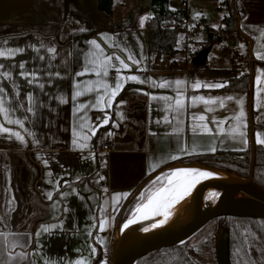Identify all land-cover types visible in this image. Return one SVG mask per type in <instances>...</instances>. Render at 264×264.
<instances>
[{
    "label": "crops",
    "instance_id": "obj_1",
    "mask_svg": "<svg viewBox=\"0 0 264 264\" xmlns=\"http://www.w3.org/2000/svg\"><path fill=\"white\" fill-rule=\"evenodd\" d=\"M189 1L191 0H188V4ZM197 1L200 5H188L189 18L199 13L202 19H205L207 9L201 6L204 0ZM211 1L219 4L220 11L226 10L218 27L210 25L212 24L210 19L206 20L207 27L220 31L225 28L224 18L230 15V11L224 0ZM237 2L241 18L240 28L252 38L254 44L252 101L254 141L255 145L264 148V144L256 142L255 135L259 132V138L264 140V59L260 58L264 56V35H261V30H264V0H237ZM125 8L124 3H120L118 7L117 1L114 0L113 16L108 17L99 9V0H0V40L6 38L9 41L8 46L27 44L39 46V40H43L45 44L53 42L58 49V55L52 61L54 71L59 70L65 75L62 66L67 61V77L82 81L95 79L93 74L79 78L72 77L73 73L83 70L84 55L91 46L86 45L81 55V62L75 65L74 35L80 32L71 30L84 27L87 29L85 32H90L88 40L97 39L107 54L115 53L131 65L129 69L122 70L123 75H138L146 81L143 84L137 81L125 82L110 109H88L85 130L97 125L98 118H102L104 111L109 112L110 120L108 124L97 127L86 149H77L71 144V129L77 118L73 115V102L70 99L72 91L70 78L57 80L53 77L55 83L46 86L45 89L46 93L53 96L61 92L68 93V103L61 104L41 94L47 106L40 110V116L34 127L31 124L27 125L30 130L35 131L40 141L38 145L31 143V137H27L29 142L24 145L6 138L0 139V204L3 203L5 187L11 188L15 199L11 220L8 228L4 230L31 234L30 244L29 237H24L20 241L28 244L27 264H34V261L35 264H42L41 256L31 255L37 248L35 234L41 225L52 223L60 227L51 229L49 233L41 230L39 237L40 251L43 259L48 260L49 264L53 261L59 264L61 259L66 262L74 261L81 256L90 260V264H101V262L112 264L111 258L104 257L103 253L112 249L114 230L128 201L151 176L164 168L186 162L189 158L217 152H244L251 149L249 90L226 89L233 77L240 76L243 71L251 72L249 43L244 39L246 43L244 45L243 39L233 31L227 33L223 40L214 43L211 48L212 51L215 49L216 54L214 53V58L211 60L207 58L206 66L195 67L188 59L183 61V65H179V59L173 58L174 53L166 56L167 60L163 59L153 67L147 28L151 17L150 0L148 7L138 8L132 15L123 14ZM145 14L146 19L141 26L137 18L141 15L144 17ZM195 25V28L199 29L200 22H196ZM101 33L109 34L107 42L100 35ZM113 35L119 47L108 46L112 42ZM221 43L225 44L220 46ZM234 47L243 52L241 56L245 60L240 63L233 61L231 50ZM196 50L188 52L195 56L200 49L197 47ZM41 54H45L44 50ZM129 54L134 59H139L141 63L133 64L127 59ZM34 55L35 53L28 49L17 59L29 60ZM173 60L179 62L175 67L169 65ZM34 63L43 67L46 61H34ZM117 67H119L118 62ZM114 72V69H110L109 76L114 75ZM257 75L261 77L262 83L256 82ZM147 78L157 83L167 80L171 86L153 87ZM16 79L22 85V93L31 90L30 86L24 83L23 78L16 77ZM176 80L185 82L179 90L183 92L186 107L191 105L193 95H202L206 99L231 96L233 99L231 101L225 99L224 108L219 106L218 101H213L209 105L201 102L195 107L187 108L181 126L183 130L174 133L172 129L177 126L173 119L174 114L165 109L163 100L153 101L151 96L174 97L177 91L174 83ZM196 80L202 85L220 83L223 86L221 88L202 86L199 89H192L190 85ZM109 82L113 83L111 80ZM35 91L39 92L38 89ZM85 99L81 97L77 103L84 102ZM241 99L245 114L243 122L246 125L241 130L245 132V136L241 138L236 135L233 138L230 128L235 125L234 117L241 107L237 101ZM120 101L125 103L121 104ZM208 107L213 108L214 112H207ZM193 113L205 115V123H209L213 115L216 119H223L224 124L221 127L224 131L221 132L214 124L209 123L212 132H201L197 128L193 133V124L199 123L193 121ZM165 114L168 115L169 122L163 121ZM158 120L160 123H157ZM109 132L112 135H108ZM244 140L247 143H244ZM103 144H113L115 149L102 150ZM181 148L185 151H180ZM212 148L216 149L215 152L211 151ZM92 153L95 154L94 158ZM38 154L41 159L37 158ZM172 155L178 158L172 160L170 158ZM43 158L48 159L47 165L43 163ZM153 164L158 166L152 168ZM98 175L104 176L105 179L98 181ZM6 177H10V180L6 181ZM64 181L68 183L65 184ZM105 188L107 192L104 191ZM48 192L53 193L51 200L47 199ZM61 192L68 195L62 197ZM117 192H128L129 195L114 203L112 196ZM106 200L108 203H105ZM53 204H56L55 209ZM101 209L108 215L103 231H100L98 226ZM89 232L92 233L91 236ZM101 240L104 242L101 243ZM92 247L96 248L94 254L91 252Z\"/></svg>",
    "mask_w": 264,
    "mask_h": 264
},
{
    "label": "snow or ice",
    "instance_id": "obj_2",
    "mask_svg": "<svg viewBox=\"0 0 264 264\" xmlns=\"http://www.w3.org/2000/svg\"><path fill=\"white\" fill-rule=\"evenodd\" d=\"M197 15H199V13H197ZM145 19L146 17L140 18L141 26H143ZM213 27L216 26L213 25ZM71 31L84 33L87 29L79 27L78 29H72ZM100 35L104 37L107 42L109 34L101 33ZM114 35L112 42L108 45L109 47L120 46L116 43ZM261 35H264V30H261ZM86 43L91 47L84 55L83 70L73 73L72 77L79 78L86 74H93L96 78L82 81L67 77V61L62 66L65 75H62V72L59 70H53L52 61L58 55V49L54 46L53 42L45 44L43 40H39V46H37V44H27L25 46L13 47L8 46L9 41L6 38L0 40V139L6 138L9 141H16L21 145H24L29 142L27 137H31V143L38 145L40 141L37 139L35 131L30 130L27 125L31 124L34 127L36 120L40 116V110L47 106L46 101L42 99L41 94L47 96L49 100L58 101L61 104L68 103V93L61 92V94L53 96L46 93L45 89L46 86L55 83L53 77L57 80L70 78V86L72 89L70 99L73 102V115L77 118L76 121L73 122L71 129V144L75 148L81 150L89 147L88 141L91 139V136L95 135L99 125L109 123L110 114L108 111H104L102 118H98L97 125L91 126L85 130L88 120V109H110L113 106L115 97L124 87L125 82L137 81L143 84L146 81L142 80L138 75H123L122 70L129 69L131 65L115 53H112L111 55L107 54L105 48L102 47L97 39H89ZM28 49H31L35 55L30 57L29 60L17 59L20 54H24ZM42 50H44L45 54H41ZM260 58L264 59V56H260ZM127 59L136 65L141 63L139 59H134L131 54L128 55ZM34 61H46V63L42 67L39 64H35ZM117 62L119 67H117ZM110 69L115 70L114 75L112 76H109ZM16 77L23 78L24 83L30 86L31 90H26L22 93V85ZM255 79L258 84L262 83L259 75H257ZM110 80L113 81V83H110ZM147 81L150 82L153 87L165 88L171 86V83L167 80L157 83L155 80L147 78ZM174 83L177 87L174 97L167 95L160 97H157L156 95L151 96L153 101L158 99L163 100L165 102V109L174 114L173 119L176 121L177 125L172 129L174 133L183 130L181 126L184 123L183 117L187 108L195 107L201 102L204 105H209L213 101H218L219 106L224 108V100L227 99L231 101L233 99L231 96L226 98L210 97L206 99L202 95H193L191 97V105L186 107L183 92L179 90L185 82L176 80ZM5 85H9L10 87H6ZM190 86L192 89H199L202 86L204 88H221L223 85L220 83H205L202 85L199 80H196ZM36 89H38L39 92L35 91ZM81 97H85V101L77 103L78 99ZM119 103L123 104L125 102L120 101ZM237 103L240 104L241 107L234 117L235 125L230 128V133L233 138H235L236 135H239L242 138L245 136V132L241 129L246 126L243 122V117L245 115L242 106L243 100L241 99L237 101ZM206 111L212 113L214 112V109L208 107L206 108ZM192 119L193 121L199 122L193 124V133L197 131V128H199L201 132H212L213 129L209 127V123L214 124L221 132L224 131L221 127L224 124V120L216 119L214 115L209 119V123L204 122L206 120L205 115H197L193 113ZM163 121L169 122L167 114L163 116ZM157 123H160V121L158 120ZM116 126L118 127L119 125ZM108 135H112V133L109 132ZM255 135L257 137L256 142L264 144V140L259 138L260 133L256 132ZM244 143H247V141L244 140ZM215 150V148L211 149L213 152H215ZM180 151L183 152L185 149L181 148ZM91 155L94 158L95 154L92 153ZM37 158L41 159L39 154L37 155ZM170 158L175 160L178 157L172 155ZM43 163L47 165L49 163L48 159L43 158ZM157 166V164H153L151 167L155 168ZM215 175V172L199 167H173L169 170L167 175L164 176L163 181H161L160 177H157V182L154 187L146 189L139 194L140 202L136 203L131 216L123 223V228L127 229L130 225L137 223L138 220L147 221L154 217H157L158 219H156L154 223L144 227V232H148L150 229H155L160 225L167 223V220L171 215V207L184 197L189 196L201 180ZM104 179V176L98 175V181ZM7 180H10V177H6V181ZM64 183L67 184L68 181H64ZM3 191V203L0 204V213H2L0 214V264H27V257L29 255L28 244L20 243V241L24 237H29L30 244L31 234L27 232L20 233L4 230L8 228V224L11 220L15 199L12 196L10 187H5ZM73 191H75V189H73ZM104 191L107 192V189L105 188ZM60 195L64 197L67 196L68 193L61 192ZM128 195V192L114 193L112 201L118 203L119 199L126 198ZM52 196V192L47 193V199L51 200ZM217 196H219V193L211 192L209 194V199H213ZM105 203H108V201L106 200ZM53 208H56V204H53ZM65 211H67V209H65ZM107 219L108 215H106L104 210L101 209V218L98 225L100 231L105 229ZM58 227H60V225L56 223L41 225L40 229H38L35 234L37 237V248L32 251L31 255L33 257L38 255L41 256L42 264H49V261L43 259V254L40 251L39 237L41 235V230L44 233H49L51 229ZM93 227H95V225H93ZM89 235L91 236L92 233L89 232ZM103 242L104 241L101 240V243ZM181 243H183V241ZM91 252L94 254L96 248L92 247ZM52 264H56V262L53 261ZM59 264H90V260L81 256V258L74 261L66 262L64 259H61ZM101 264H105V262H101Z\"/></svg>",
    "mask_w": 264,
    "mask_h": 264
},
{
    "label": "trees",
    "instance_id": "obj_3",
    "mask_svg": "<svg viewBox=\"0 0 264 264\" xmlns=\"http://www.w3.org/2000/svg\"><path fill=\"white\" fill-rule=\"evenodd\" d=\"M224 1L230 11V15L224 18L226 23L225 28L220 31L208 28L206 43L201 47L200 51L206 47H212L214 43L223 40L227 33L236 31V13L239 14L238 2L234 0L235 9H233L231 0ZM99 9L106 16L112 17L114 13V0H99ZM150 13L151 17L147 24L149 31V53L151 55V63L153 67H156L162 57L176 52L178 32L185 19L183 15L187 16L188 10L187 8H182L175 0H150ZM89 36L90 32L76 33L74 35L75 65L81 62V55L86 48V41ZM171 63L173 65V63L177 62L173 61ZM247 63L249 64V61ZM249 80L250 71H243L240 76L232 78L231 83L226 89L248 91ZM186 162L202 163L233 171L247 177L251 169V149L249 148L244 152H217L216 154L189 158ZM253 180L264 187V148L259 145H256ZM126 212L128 211L126 210ZM126 212L124 219L127 218ZM218 221L221 227L229 230V256L231 264H246L243 261L244 259L238 260L235 256L238 247L248 256L251 264H256L250 254L249 248L254 245V239L256 238L264 242V219L220 217ZM187 245L188 242L150 253L139 260L137 264H197L189 254ZM240 257L242 256L240 255Z\"/></svg>",
    "mask_w": 264,
    "mask_h": 264
},
{
    "label": "water",
    "instance_id": "obj_4",
    "mask_svg": "<svg viewBox=\"0 0 264 264\" xmlns=\"http://www.w3.org/2000/svg\"><path fill=\"white\" fill-rule=\"evenodd\" d=\"M232 1L233 9H235L234 0ZM236 32L249 43V55L251 59V72L249 80V112H250V146H251V169L247 177L241 176L233 171L213 167L210 165L202 163H189L182 162L169 166L157 172L151 176L140 188L135 192V194L130 198L127 205L125 206L115 229L118 230L119 226L126 220L124 219V214L128 209L129 205L132 204L134 199L141 193L145 186L157 176L168 173L173 167L179 166H193L199 167L205 170L213 171L217 175H232L234 177L240 178L248 182L247 185H237L230 188L223 194L225 196L231 191H241L244 196H239L233 199L226 200L217 206H213L210 209H205L202 207L196 208L194 210L186 211H172L167 223L160 225L155 229H150L148 232H144L143 228L147 227L149 224L154 223L157 217H154L146 222L140 224L130 236V238L125 242H121L118 245V251H114V241L115 232L113 237V244L111 249V262L112 264H137L139 260L147 256L150 253L156 252L158 250L172 248L182 245L188 242L194 235H196L204 226L211 223L212 221L220 217H238V218H252V219H264V187L260 186L254 182V167H255V156H256V145L254 141V123H253V111H252V101H253V80H254V63H253V40L247 34L243 33L240 28L241 18L238 13ZM211 47H206L199 51L193 58L192 63L196 66H204L207 63V58ZM250 184H254L261 189L260 192L255 191L251 188ZM220 238L218 239V245L216 250V261L217 264H231L229 256V230L227 228H220ZM193 232L191 238L183 240V243L178 242L172 245L160 246L153 249L144 248L143 244L148 241H158L167 237H171L177 234Z\"/></svg>",
    "mask_w": 264,
    "mask_h": 264
},
{
    "label": "rangeland",
    "instance_id": "obj_5",
    "mask_svg": "<svg viewBox=\"0 0 264 264\" xmlns=\"http://www.w3.org/2000/svg\"><path fill=\"white\" fill-rule=\"evenodd\" d=\"M116 1H117L118 7L120 6V3L125 4L126 8L123 11V14L128 13V14L132 15L133 13H135V11L138 8L141 9V8H145L146 6L147 7L149 6V0H116ZM190 4L191 5H200V3L197 0H191L189 5ZM203 4L201 6H203L204 8L207 9V13H205V19H202L201 14H199V15L194 14L189 18V16H190L189 12L190 11L187 9L189 15H187L185 17L184 22L182 24L183 28L181 27L179 32H178L177 43H176V52L173 56V58L179 59V62H180L179 65H181V64L183 65V61L186 59H188L192 62V57L194 55H192L188 51L190 50V51L194 52L197 47H198V49H201V47L206 43V40H207L206 34H207V29L209 28L206 25V23H207L206 20L208 21V19H210V21L212 23L210 25H212V26L215 25L216 27H218V25L221 23V19H222L223 15L226 14L225 9L222 11H220L218 9V5H219L218 3H215L211 0H204ZM149 14L151 16V13H149ZM141 17H143V15H141L139 18H137V21H139ZM144 17H146V14L144 15ZM196 22H200L199 29L195 28ZM184 26H185V28H184ZM188 30H191V31L193 30V32L189 33ZM191 39H192V42H191ZM243 41H244V45H245L246 44L245 40L243 39ZM233 43L236 44L235 42H233ZM224 44L225 43H221L220 46H223ZM214 50L212 51V48H211V50H210L211 52H209V55H208L209 60L214 58V55L216 54ZM243 51L245 52L246 50H243ZM239 52H240V56H241V54L243 52H241L240 50H239ZM166 58H167L166 56L162 57L161 61H163V59L167 60ZM173 61H171V62H173ZM171 62L169 63V65L171 67H175L179 63L176 61L177 63H173V65H172ZM207 65H208V61H207ZM204 66H206V65H204ZM166 175H167V173H165L163 176L160 177L161 181L164 180V176H166ZM156 182H157V179L155 181H153L149 186H147L146 189H151L152 187H154ZM137 202H140V195L134 199L132 204L129 205V207L127 209L128 212H126L127 218H129L131 216L132 210L134 209ZM220 228H222L220 226V222L218 221V219H216V220L212 221L211 223L207 224L206 226H204L196 235H194L191 239L188 240L187 250L189 251V254L191 255V257L194 259V261L197 264H217L216 250H217V245L219 242L218 239L220 238V231H219ZM115 229H116V227H115ZM114 232H115V230H114ZM209 233H210V235H209ZM113 237H114V234H113ZM112 244H113V241H112ZM249 250H250V254H251V256L254 259L256 264H264V242H262L259 238L254 239V245L251 246L249 248ZM240 255L242 257H240ZM235 256L238 260L244 259L243 261H245L246 264H251L250 260L248 259V256H246L241 251L240 247H238V249L235 253Z\"/></svg>",
    "mask_w": 264,
    "mask_h": 264
},
{
    "label": "bare ground",
    "instance_id": "obj_6",
    "mask_svg": "<svg viewBox=\"0 0 264 264\" xmlns=\"http://www.w3.org/2000/svg\"><path fill=\"white\" fill-rule=\"evenodd\" d=\"M179 167H193V166L182 165ZM247 184H248L247 181L234 177L232 175H217L203 179L200 181V183L196 185V187L193 189L192 193L189 196H186L182 200L175 203L171 207L170 212L194 210L199 207L210 209L211 207L217 206L218 204L226 200L233 199L239 196H244L245 194H243V192L241 191H231L225 196H223V194L227 192V190H229L230 188H233L234 186L237 185L244 186ZM250 186L255 191L258 192L261 191V189L254 184H250ZM211 192H217L219 193V196L213 199H209V194ZM143 222L146 221L138 220L137 223L130 225L127 229L123 228V223L119 226L118 230H116L115 232V241H114L115 252L118 251V245L120 241L125 243L133 234L134 230ZM192 236H193V232H185L158 241H148L145 242L143 246L146 249H150V248L153 249L160 246L172 245L178 242H182L183 240H186L187 238L189 239Z\"/></svg>",
    "mask_w": 264,
    "mask_h": 264
},
{
    "label": "built area",
    "instance_id": "obj_7",
    "mask_svg": "<svg viewBox=\"0 0 264 264\" xmlns=\"http://www.w3.org/2000/svg\"><path fill=\"white\" fill-rule=\"evenodd\" d=\"M182 8H187L188 9V0H175ZM183 17L185 18L186 16L183 15ZM189 33H191L192 31L191 30H188ZM232 54H233V61L234 63H240L242 62L243 60V57L240 56V52H239V48L237 47H234L232 48ZM102 150H107V151H112L115 149V145L113 144H103L102 147H101ZM103 256L104 257H108V258H111L112 254H111V251L109 252H104L103 253Z\"/></svg>",
    "mask_w": 264,
    "mask_h": 264
},
{
    "label": "flooded vegetation",
    "instance_id": "obj_8",
    "mask_svg": "<svg viewBox=\"0 0 264 264\" xmlns=\"http://www.w3.org/2000/svg\"><path fill=\"white\" fill-rule=\"evenodd\" d=\"M163 175H164V174H161V175H159V176H157V177H161V176H163ZM157 177H156V178H154L153 180H151L150 182H152V181L156 180V179H157ZM150 182H149V183H150ZM145 189H146V188H145ZM143 190H144V189H143ZM139 194H140V193H139ZM138 196H139V195H138ZM138 196H137V197H138Z\"/></svg>",
    "mask_w": 264,
    "mask_h": 264
}]
</instances>
